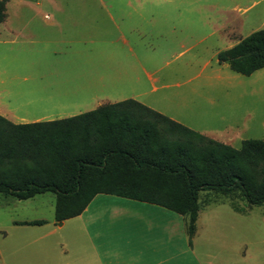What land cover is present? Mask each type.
Instances as JSON below:
<instances>
[{
	"label": "rangeland",
	"instance_id": "rangeland-1",
	"mask_svg": "<svg viewBox=\"0 0 264 264\" xmlns=\"http://www.w3.org/2000/svg\"><path fill=\"white\" fill-rule=\"evenodd\" d=\"M4 1L8 18L0 23V88L11 84L12 94L0 89V100L18 111L52 106V116L57 119L66 110L41 91L36 95L46 98L44 101H25L34 92L29 93L30 83L14 78L17 71L43 72L51 86H59L65 84L63 74L70 69L86 91L80 111L133 98L237 148L244 139L264 138V67L244 75L217 59L218 51L264 29V0H161L158 8L148 2L146 17L140 14L141 0ZM53 21L78 22L79 26L58 29L45 25ZM68 45L83 48V53L69 61L65 53L54 54ZM16 86L21 93H16ZM96 196L82 218L64 224L70 242H80L81 228L96 229V213L128 214L139 223V244L154 247L167 238L166 231L151 227L146 215L168 212L175 217V225L180 223L183 244V215L159 205L145 209L101 199L122 198L116 195ZM41 198L52 202L53 220L55 194L45 192ZM200 203L198 255L210 252L214 264H264V205L249 206L240 197L213 191L201 192ZM13 208L0 215V222L8 225V216L16 217ZM110 230L114 234L128 231L114 225ZM7 231L10 243L15 233Z\"/></svg>",
	"mask_w": 264,
	"mask_h": 264
},
{
	"label": "trees",
	"instance_id": "trees-1",
	"mask_svg": "<svg viewBox=\"0 0 264 264\" xmlns=\"http://www.w3.org/2000/svg\"><path fill=\"white\" fill-rule=\"evenodd\" d=\"M5 17L0 0V23ZM217 59L244 75L264 67V29ZM203 191L264 205V138L237 148L133 98L31 123L0 114V193L26 199L53 192L56 222L80 215L97 194H112L186 216L191 245Z\"/></svg>",
	"mask_w": 264,
	"mask_h": 264
},
{
	"label": "crops",
	"instance_id": "crops-1",
	"mask_svg": "<svg viewBox=\"0 0 264 264\" xmlns=\"http://www.w3.org/2000/svg\"><path fill=\"white\" fill-rule=\"evenodd\" d=\"M148 2L154 3L158 8L160 5L157 4L160 3L161 0H141V16L146 17L148 13L147 11L149 10ZM162 12L163 11L161 10L159 13ZM47 16L48 15H46V17ZM6 18H8V16ZM166 22L169 21L167 20ZM80 24L83 25V23ZM45 25L48 27H58L59 29V27H62V25H66V27H69V25H77L78 27L79 23L66 22L61 24L59 22L53 21L46 22ZM124 42H126V40H124ZM236 43H231L230 47ZM42 47L44 51V45ZM128 50H130L131 53L135 55L133 47H129ZM78 52L83 53V48H75L72 45H68L65 50L60 48L54 50V54L65 53L67 61L74 58L75 55H78ZM36 73L37 72L34 71H17V73L14 75V78L17 80L20 79L22 82L30 83L28 84V88L30 90L29 93H34H30L31 95H29L31 96L32 100L29 99V96L25 97V99L29 102L38 100L44 101L46 98L41 95L40 97L36 95L41 91L42 94L47 96V98H51L52 101L56 102V105L60 109L66 110L63 111L61 115H57V119L74 116L92 110L88 109L86 111H80L79 109L80 106L84 105V102L87 98L84 87L79 84L76 79L75 70L67 69L65 73L63 72V75L66 76L65 84L62 83V85L59 86H51L50 82L45 80L46 76L43 72L39 74ZM137 77L140 78L139 75ZM42 81L43 86H41ZM10 85L11 84H8L7 86L4 85L2 86V89H0L2 92H8V94H12ZM15 89L16 93L21 90H19L17 86L14 87V90ZM51 108L52 106H46L41 107L40 109H37L33 112H21L18 111L16 107L11 106L10 103L0 100V114L13 123L47 121L45 120L47 118H51L48 120H53L54 117L52 116L53 112L51 111ZM42 194L43 193H40L26 199H17L1 194L2 198L0 199V215H4V213L7 214V209H10V206L13 205V211L16 217H9V215L8 225L0 222V264H214L216 262V260H214L215 258L210 252H206L204 257H201L196 251V239L199 236V213L196 222V232L192 238L191 245L189 244V237L187 233L186 216L183 215L186 219V233L184 242L181 244L180 223L177 221V224L175 225L173 221L175 217L171 216V214H168V212H160L158 215H146V217L151 219V227H154L158 230L162 228L164 231H166L167 238L163 239L161 244L155 242L157 245L154 247H143L141 244H139L140 238L136 236L140 230L139 223L138 221L134 222V220L131 219L132 215L128 214L96 213V229L90 230L81 228L80 231H78L80 233L78 236L82 239L80 242L77 240L75 243L69 241V232L63 230V226L70 219L77 217L82 218L84 213L89 210L91 202L96 199L97 196L92 199V201L80 215L63 220L61 222H56L55 218H53V220L51 219V210L53 208V204L51 201L46 203V201L41 198ZM101 199L106 202L115 201L114 204H123L129 207L132 205H137V207L139 206L140 208L142 207L145 209H152L150 207H154L152 205H156L144 201H140L141 203L139 204H132L136 203L132 201L139 200L126 197L106 198L103 196ZM21 201H28V203L19 206L18 203H21ZM201 209L202 207L200 210ZM32 220H44V223H20L23 221ZM113 225L120 226L123 229H128V231L120 234H114L115 232L110 230V227ZM10 229H13L15 235L12 242L9 243L7 242L9 239L7 230ZM181 253L184 255L181 256Z\"/></svg>",
	"mask_w": 264,
	"mask_h": 264
},
{
	"label": "bare ground",
	"instance_id": "bare-ground-1",
	"mask_svg": "<svg viewBox=\"0 0 264 264\" xmlns=\"http://www.w3.org/2000/svg\"><path fill=\"white\" fill-rule=\"evenodd\" d=\"M31 100H32V99H31ZM25 101H28V100L25 99Z\"/></svg>",
	"mask_w": 264,
	"mask_h": 264
}]
</instances>
